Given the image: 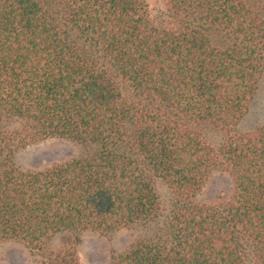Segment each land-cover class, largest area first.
Here are the masks:
<instances>
[{
	"label": "trees",
	"instance_id": "16d2710c",
	"mask_svg": "<svg viewBox=\"0 0 264 264\" xmlns=\"http://www.w3.org/2000/svg\"><path fill=\"white\" fill-rule=\"evenodd\" d=\"M263 76V0H0V243L80 264L82 234L137 228L111 264H264V126L240 129ZM49 140L78 152L19 167Z\"/></svg>",
	"mask_w": 264,
	"mask_h": 264
},
{
	"label": "rangeland",
	"instance_id": "374dc122",
	"mask_svg": "<svg viewBox=\"0 0 264 264\" xmlns=\"http://www.w3.org/2000/svg\"><path fill=\"white\" fill-rule=\"evenodd\" d=\"M142 1L151 13L160 15L166 9V0ZM260 126H264V76L240 129L251 131ZM205 134L208 141L213 145L221 141V135L216 132L206 131ZM77 152L78 149L68 142L49 140L21 151L17 156V163L24 170H40L76 155ZM230 188L229 177L217 172L209 179L205 188L197 196L196 201L206 204L216 203L228 195ZM156 189L161 200L167 204L171 195L168 187L164 183L158 182ZM140 230L129 228L111 234L91 232L82 234L81 243L77 247L80 264H111L114 257L129 249L141 233ZM62 244L63 238H55L51 243V248L58 249ZM0 264H33V258L23 244L3 242L0 243Z\"/></svg>",
	"mask_w": 264,
	"mask_h": 264
}]
</instances>
